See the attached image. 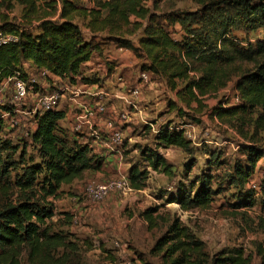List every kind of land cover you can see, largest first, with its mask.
Wrapping results in <instances>:
<instances>
[{
  "label": "trees",
  "instance_id": "obj_1",
  "mask_svg": "<svg viewBox=\"0 0 264 264\" xmlns=\"http://www.w3.org/2000/svg\"><path fill=\"white\" fill-rule=\"evenodd\" d=\"M162 1L154 0V7ZM216 1L203 6L199 13L200 32L186 33L182 28L184 34L176 40L159 21L168 28L183 26L184 19L196 18L195 14L155 16L142 7L140 0H96L92 9L80 6L75 0H44V6L38 4L39 0H0V8L5 3L7 8L10 3L20 8L16 23L7 21L5 16L0 17V31L15 38L0 45V83L14 77L28 82L24 71V65L28 64L37 72H45L72 84L79 76L81 65L99 52L92 38L84 40L81 31L84 27L94 35L107 32L110 41L131 51L140 61L141 72L161 80L186 107L192 103L200 105V98L223 89L239 66L250 65V69H242L234 82L240 104L218 109L216 115L223 118L258 109L259 120L264 123V39L254 50L243 51L227 35L235 20L250 31H264V0ZM219 7L236 11V14L225 20L207 18L206 13ZM130 18L135 20L132 24ZM129 27L131 30L126 32ZM137 30H141V36L135 45L123 38ZM79 81L82 84L95 83L88 78ZM35 85L31 86L32 90ZM93 114L92 121L97 116H104L105 109L103 114ZM64 118L65 114L55 109H40L33 114L35 129L27 133V141L35 148L39 163H29L13 181L7 178L14 167L10 155L16 154L19 161H23L26 146L9 140L0 143V264H22V261L25 264H77L74 256L76 244L68 241V234L55 231L50 224L54 208L48 199L56 198L60 187L71 185L85 173L99 171L101 164L87 145L69 139L59 125ZM169 126L164 125L157 131L154 150H140L147 169L168 177L172 175L170 167L156 149L177 148L187 153L190 147L183 132ZM112 128L120 131L117 126ZM100 141L106 145V141ZM246 151L250 154L248 167L234 170L235 181L240 185L246 183L263 155L251 147ZM184 168H189L188 164ZM39 177H42V186L38 192L35 188ZM207 177L198 184L195 193L180 190L177 195L167 196L166 203L176 204L182 211L206 209L214 195L210 189L211 178ZM126 178L131 189L139 191L143 188L146 173L136 171V167L130 168ZM151 213L152 210L143 213L149 223ZM67 217L70 224L71 216ZM163 249L162 257L168 264H248L241 250H223L213 256L207 255L203 244L178 220L171 222L167 232L153 247L154 252Z\"/></svg>",
  "mask_w": 264,
  "mask_h": 264
},
{
  "label": "rangeland",
  "instance_id": "obj_2",
  "mask_svg": "<svg viewBox=\"0 0 264 264\" xmlns=\"http://www.w3.org/2000/svg\"><path fill=\"white\" fill-rule=\"evenodd\" d=\"M75 1L86 9L96 6V0ZM210 2L217 1L163 0L154 7V0H140L142 7L155 16L180 13L186 17V14H195L196 18L184 19L183 26L174 25L168 28L159 21L176 40L184 34L182 28L186 33L201 31L199 13ZM38 4L44 6V0H39ZM6 6L7 3L1 6V16H5L12 23L18 22L19 6L15 3H10L8 8ZM235 14L236 11L219 7L209 14L206 13V16L210 20H225ZM134 21V18H130L131 24ZM78 23L82 25L80 21ZM129 30L130 27L125 31ZM106 33H101V39L108 36ZM227 33L243 51L254 50L258 42L264 39V31H250L236 20L229 26ZM140 36L141 30H137L123 38L135 45ZM246 68L250 69L251 66H239V70L235 71L225 87L200 98V105L192 103L190 107H186L174 93L163 92L160 95V98H165L162 107H157L156 100L145 106L152 115L147 122L152 127L146 126L147 132H139L134 145L123 141L122 146L117 148L121 152L128 147L112 162L110 178H95L91 174H84L71 185L60 187L56 198L48 199L55 210L50 224L55 231L62 230L68 234V241L76 244L77 253L74 256L77 264H168L162 257L165 249L154 252L153 247L167 232L173 220H178L190 235L201 242L204 252L209 256L223 250L235 249L242 251V257L248 264H264V123L259 120L258 109L223 118L216 115L218 109L240 104L234 82L242 69ZM26 70L28 74L33 73L28 79L35 80L36 85L28 92L25 101L12 104L11 84L0 83V143L9 140L13 144L26 146L23 161L20 162L16 154L10 155V161L14 162L13 169L7 175L10 181L16 175L20 176L29 163H39L35 148L27 141V133L32 129L33 114L41 109L42 96H38L39 104L35 107L32 102L34 93L39 91L36 82L38 80L33 70L28 67ZM141 74L146 73L142 71ZM145 76L147 79L144 82L161 83L158 79H149V75ZM39 80L48 82L50 79L39 77ZM50 83L53 84L52 81ZM180 86L181 84L178 85ZM160 89L158 86L157 90ZM51 90H57V86L50 88ZM167 124H170L172 130L182 131L184 138L190 142L187 153L177 148L156 149L170 167V177L147 169L140 156L141 149L154 150L156 133ZM248 147L263 155L246 183L240 185L235 181L234 170L237 167H248ZM185 164H188V170L184 168ZM135 167L136 171L146 173L141 190H132L130 194L113 193L100 202H92L85 196L87 185H103L119 180L127 176L130 168ZM207 176L211 178L210 189L214 195L206 209L192 208L182 211L176 204L166 203L167 196L177 195L180 190L195 193L198 184L208 178ZM37 182L35 191L39 192L42 177ZM147 210L153 212L150 215L151 223L143 217ZM67 216H71L70 224ZM22 264L25 263L22 261Z\"/></svg>",
  "mask_w": 264,
  "mask_h": 264
},
{
  "label": "crops",
  "instance_id": "obj_3",
  "mask_svg": "<svg viewBox=\"0 0 264 264\" xmlns=\"http://www.w3.org/2000/svg\"><path fill=\"white\" fill-rule=\"evenodd\" d=\"M57 9H59L58 3ZM81 31L85 41H89L91 38L94 40L99 52L92 55L88 62L81 65L79 76L75 78L72 84L66 80L52 77L45 72H37L28 64L24 65V71L29 76L33 73L28 74L26 67L33 70L38 80L36 82L39 85V91L34 93L32 102L35 107H38L39 104L38 96L41 95L42 98L55 97L56 106L54 109L65 114V118L59 123L60 127L66 132L69 139L87 145L91 154L99 159L101 164L99 171L85 174H91L95 178H110V174L112 175V162L121 156L128 147L121 152L112 151L105 147L100 140L108 142L107 122L111 126L118 127L123 141L128 142L129 145H134L137 143L138 133L141 131L143 133L147 132L148 128L146 126L152 127V124H147L152 115L149 110L145 109V106L150 101L156 100L157 107H162L165 98H160V95L163 92L167 94L169 90L161 80L146 72L149 79L155 78L161 83H147L140 80L141 63L131 51L119 48L107 37L101 39V34L94 35L87 29ZM39 77L50 80L42 82ZM81 78L94 80L95 83L82 84L79 81ZM55 86H57V90L50 91V88ZM158 86L161 88L160 91L157 90ZM133 91H136L135 96L132 95ZM121 99L131 101L134 107H126ZM97 106L104 107V116H97L94 121H91L90 125H80L78 118L84 110L94 111ZM77 127H79L78 130H76ZM34 129L33 122L31 132Z\"/></svg>",
  "mask_w": 264,
  "mask_h": 264
},
{
  "label": "built area",
  "instance_id": "obj_4",
  "mask_svg": "<svg viewBox=\"0 0 264 264\" xmlns=\"http://www.w3.org/2000/svg\"><path fill=\"white\" fill-rule=\"evenodd\" d=\"M15 38L3 34L0 31V45L6 44L8 42L14 41ZM147 74H141L140 79L142 81H146ZM4 84H11L12 86V96H11V103L16 104L22 101H25L28 96V92L32 90V87L35 84V80L29 79L28 82H24L23 80L14 77L12 79L5 80ZM132 95H136V91L132 92ZM124 101V105L126 107L133 108L134 105L131 101L121 99ZM41 109L48 110L54 109L56 106V99L55 97H44L40 100ZM94 112L98 114L104 113L103 106H97L94 111L86 109L84 110V114L80 115L78 118V122L80 125H90L91 121L94 119ZM109 135H108V142H106L105 147L109 148L112 151H117V148L122 146L123 139L121 132L112 128L111 124L107 122ZM79 127L76 128L78 130ZM132 189L126 177H122L116 181H110L103 185H95L89 184L85 187L84 194L85 196L92 202H100L106 199L109 195L113 193H121V194H130Z\"/></svg>",
  "mask_w": 264,
  "mask_h": 264
}]
</instances>
